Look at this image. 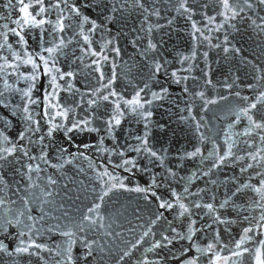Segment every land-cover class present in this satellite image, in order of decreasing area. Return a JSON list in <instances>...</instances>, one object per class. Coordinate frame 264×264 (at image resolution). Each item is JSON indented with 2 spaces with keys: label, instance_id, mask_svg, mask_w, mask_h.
Listing matches in <instances>:
<instances>
[{
  "label": "water",
  "instance_id": "1",
  "mask_svg": "<svg viewBox=\"0 0 264 264\" xmlns=\"http://www.w3.org/2000/svg\"><path fill=\"white\" fill-rule=\"evenodd\" d=\"M54 2L43 0L46 8ZM229 2L231 10L221 0H187L185 13L177 10L180 0H66L68 7L37 15L36 0H24L37 20L51 21L33 26L24 23L19 0H0V148L8 146L4 136L18 146L0 159V264H188L193 258L195 264H256L257 250L264 259V129L240 111L248 108L256 121L264 116V5ZM61 10L66 27L58 33L53 26ZM82 17L88 21L81 24ZM53 45L59 50L49 58L41 49ZM38 55L73 76L45 74L41 65L32 80L25 61L39 62ZM113 74L109 88H101ZM53 76L58 90L50 86ZM96 89L97 96L119 95L90 107ZM137 91L151 101L137 111L151 116L124 107ZM52 92L48 102L60 106L47 107L45 115L44 97ZM113 101L123 115L108 133ZM69 106L67 118L57 115ZM81 119L87 123L68 131ZM26 127L39 130L19 140ZM145 135L157 157L135 150ZM113 184L125 188L98 199ZM177 197L189 208L183 216ZM193 203H212L214 211ZM94 204L100 207L89 214ZM64 232L72 233L71 242Z\"/></svg>",
  "mask_w": 264,
  "mask_h": 264
},
{
  "label": "snow or ice",
  "instance_id": "2",
  "mask_svg": "<svg viewBox=\"0 0 264 264\" xmlns=\"http://www.w3.org/2000/svg\"><path fill=\"white\" fill-rule=\"evenodd\" d=\"M20 4H21V7H20V12L24 14V23L25 24H29L31 23L33 26H40V25H44L46 23H51V21H47L46 19H44L43 17L39 20L36 19V16H33L29 11V7L30 5L27 4V3H24V0H19ZM139 2V0H138ZM61 3H65V7H68L67 3H66V0H55L54 3H49L47 5V8L45 7V4L43 3V0H36V4L39 5V10L37 12V15H41V14H44L46 13L48 10L52 9V8H56V9H60V5ZM245 3L248 4V7H251L252 5L250 3H248V0H245ZM260 4L264 5V0H260ZM221 5L224 9H227V10H231L232 8V5L230 4L229 0H221ZM7 7V5H6ZM183 9V11L185 13L189 12L190 9L188 8L187 6V0H180V3L177 5V10H181ZM71 12L73 13H76L77 16H79V9L78 7L76 6V4H72L70 9H69ZM62 11L61 10V14H59L55 20V24L53 26V31L54 32H58V33H63L65 31V16L62 14ZM223 14V13H221ZM88 21V17H82L81 18V24L84 23V22H87ZM170 23V22H169ZM91 24H92V28L95 29L96 28V23L95 21H91ZM7 27V26H5ZM193 28H195V25H193ZM15 36H17L19 38L18 42L21 43V44H27V41L24 39V36L21 35L20 32H18L15 28L11 29L10 30ZM198 31V30H197ZM81 36H82V39L83 41L85 42V44H87L89 42V37L87 35H83V31H81ZM8 39V37L5 35L4 36V40L6 41ZM60 44H63L64 43V40L63 39H60L59 41ZM5 45H2L0 44V47H4ZM7 47H11V45H7ZM156 47L155 44L151 43V41H149L148 43V48L150 49H154ZM42 51L46 52L49 54V58H52V54L56 51H58L59 49L53 45L52 47H48V48H42L41 49ZM116 51H119L118 49ZM225 51H227V49H225ZM93 54H96V53H93ZM38 61L36 59H33V57L29 56L28 59L25 61V63L27 64H30L32 66V74H31V79L32 80H35L37 78V71L41 69V65L43 67V71L45 72V74H51V72L53 71V69H55V62L53 60V64L51 65V67L49 66V63H48V60L45 59V56L43 55H38ZM94 63H99V61H95ZM160 68V65L157 64L156 65V69L159 70ZM55 71L57 72L58 76L60 79H64L65 76H68V77H72L73 76V72L72 71H68L66 73H61L59 69H55ZM96 71H99V69L97 68ZM173 76L176 75L175 72L172 73ZM56 79L57 77L56 76H53L52 79H51V83H50V86L53 88V89H56L58 90L59 89V85L56 84ZM100 80H103L104 79V76L103 74L101 73L100 77H99ZM115 79V74H113V76L108 80V83L107 84H101V88H104V89H108L109 86L113 83V80ZM208 83H211V81H208ZM34 86V85H33ZM71 91V89H69ZM91 91V90H90ZM100 89H96L95 92H92V95L93 96H96V99H88L87 103L88 105L91 107L93 105H95L96 107H99L100 105L98 104V101H109L110 99V96H118L119 93L115 92L114 90L111 91V92H108L107 94H102V95H96L97 93H99ZM25 96H29V103H35V101H32L30 99V92H25L24 93ZM196 95H202V93H196ZM261 95H264V93H262ZM49 96H54V92L52 93H47L44 97L45 101L48 102V98ZM153 96H156L155 93H153ZM81 100L83 101V95L81 96ZM214 102V101H212ZM114 107H112V115H109V118L107 121L104 122V127L105 129L107 130L108 133H111L112 132V129L115 125H119L121 123V119L120 117L123 115V112L120 111V104L113 101L112 102ZM146 103H151V101H142L141 99V96H140V92L137 91L135 92V94L133 95V97L129 100H125L124 101V107L126 109H129L132 111V112H137L138 115H141L142 117H149L151 116V112H147V111H144V112H138L137 110L138 109H143L144 108V105ZM60 105L59 104H56V105H52L50 104V102H48L46 104V109H45V115H49V113L47 112V107H59ZM256 105L255 104H251L249 105V108H255ZM71 107H67L65 108L63 111L57 113L58 116L60 117H64V118H67L69 113L71 112ZM24 111L25 113H27L29 111L28 109V105L25 104L24 106ZM240 111L248 116V120L253 124V126L255 128H258V129H264V116H261L259 121H256V120H253V117L248 115V108H242L240 109ZM24 119L27 121V122H31V123H35L37 125H39V121H33L32 119V116L31 115H26L24 117ZM237 119H239V117H237ZM87 121H85L84 119H81L80 122L78 123L76 120H72L71 121V128L68 129V131H72L73 129H78L81 127V125L83 124H86ZM53 127H56L55 125L50 127L49 130H48V134L51 135L52 134V130H53ZM145 127H147V124L145 125ZM38 127L36 129H32L31 127H26L23 131H20L18 133V139L19 140H23L24 137H25V134L29 131H38ZM4 139V142L8 144L7 147H3V148H0V152L4 153L3 156H0V159H5L8 155H11L13 152H15L17 150V145L13 144L9 138L7 136H4L3 137ZM41 139H43L41 137ZM137 139L140 141V147L136 148L135 150L136 151H145V152H148L150 153L151 156L153 157H157V152L156 151H153L151 148L148 147V139H147V135H145L144 137H137ZM200 151L199 148H197L195 150L196 153H198ZM23 155L24 156H28V152L27 151H23ZM187 155L189 156H192V155H195V153H188ZM44 154L43 152L41 153V158H43ZM255 158V157H253ZM31 159H35V157H32ZM224 160V157L221 156L219 157V160L217 161V163L219 162H222ZM161 164H163V159H161ZM127 163V162H126ZM217 163H214L213 164V167H216L217 166ZM29 167H31L29 165ZM105 175H107V173H104ZM262 184H264V181H262ZM115 188H120V189H124L125 188V185L123 184H113L111 185V188L110 189H107V190H103L102 191V194L98 197V199H100L101 201L104 199L105 196L108 195V191H110L111 189H115ZM136 191H144V189H140V188H137L135 189ZM257 192L260 191L259 188L255 189ZM173 195L175 196L176 194L173 193ZM177 202L179 204V209H181L179 215L183 216L185 213H188L189 212V208L185 206V204L183 203H179V198L177 197ZM193 207H196V208H200V207H204V208H207L209 211H214V206L212 203H208V204H199V203H193L192 205ZM100 207L99 204H94L92 208H89L88 209V213L91 214L93 212L94 209H98ZM160 207L161 208H164V207H167V208H172L173 207V204L172 203H161L160 204ZM160 217L157 216V219H159ZM262 219H264V217H262ZM84 220H90V215H85L84 216ZM217 220H219V218L217 217ZM220 223H224V221H219ZM194 223V221L192 222ZM173 232H176V229L175 228H172L171 229ZM189 231H191V223L189 224ZM250 231V229H245V232H248ZM63 235L65 236H68L69 237V240L71 242V236H72V233L70 232H64ZM163 240L167 241L168 240V237L165 235L162 237ZM243 240V237L241 238ZM21 243H23V241H21ZM139 243V241H138ZM159 241L156 242V245L154 246H159ZM32 246L34 248H37V249H42L44 247V245H41V244H36L35 242L32 243ZM212 245L210 244L208 246L209 249H211ZM236 247L239 248L240 247V242L238 241L236 243ZM5 246L3 244H0V250H4ZM16 252H28L29 249L27 247H24V248H21V247H17L14 249ZM70 251V249H69ZM197 251H199V249H197ZM246 251V249L244 250ZM240 253H233V255H239ZM125 255H127V253H125ZM68 260L71 261L72 257L69 255L68 257ZM123 258V257H122ZM188 264H195V258H193L192 260H190L188 262ZM256 264H264V259H261L260 258V253H259V250H257V254H256Z\"/></svg>",
  "mask_w": 264,
  "mask_h": 264
}]
</instances>
